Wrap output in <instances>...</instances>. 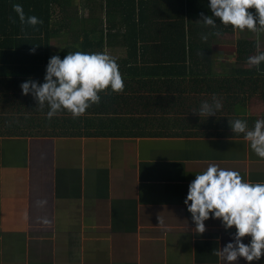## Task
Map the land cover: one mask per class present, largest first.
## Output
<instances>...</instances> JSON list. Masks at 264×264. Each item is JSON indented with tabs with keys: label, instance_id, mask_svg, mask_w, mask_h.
I'll return each mask as SVG.
<instances>
[{
	"label": "crops",
	"instance_id": "0c3cea01",
	"mask_svg": "<svg viewBox=\"0 0 264 264\" xmlns=\"http://www.w3.org/2000/svg\"><path fill=\"white\" fill-rule=\"evenodd\" d=\"M210 163L264 182V158L225 131L1 137L0 264H228L216 252L236 229L210 214L198 233L184 203Z\"/></svg>",
	"mask_w": 264,
	"mask_h": 264
},
{
	"label": "trees",
	"instance_id": "16d2710c",
	"mask_svg": "<svg viewBox=\"0 0 264 264\" xmlns=\"http://www.w3.org/2000/svg\"><path fill=\"white\" fill-rule=\"evenodd\" d=\"M14 4L23 6L26 17L34 15L43 23L22 25ZM208 4L209 0H0V138H164L212 130L244 137L233 133L229 122L245 120L251 129L257 119H264L249 110L253 98L264 104V63L258 70L247 62L264 52L258 47L264 33L249 37L247 30L241 33L217 19L220 35H209L205 42L202 35L215 31L199 21L201 13L212 15ZM227 33L236 34L234 51L215 49L214 40ZM54 40L60 44L55 53ZM76 51L114 57L124 91L100 92V102L80 117L61 111L49 120L48 106L41 109L31 94H22L20 85L29 78L42 84L52 56L63 59ZM221 59L231 62L223 64ZM214 97L222 104L215 115L194 113Z\"/></svg>",
	"mask_w": 264,
	"mask_h": 264
},
{
	"label": "clouds",
	"instance_id": "9594fccd",
	"mask_svg": "<svg viewBox=\"0 0 264 264\" xmlns=\"http://www.w3.org/2000/svg\"><path fill=\"white\" fill-rule=\"evenodd\" d=\"M208 7L212 15L201 13L199 21L215 31L202 35L205 42L209 35H220L217 19L241 33L245 30L264 33V0H209ZM13 10L22 25L35 27L43 23L34 15L26 17L20 4H14ZM31 51L34 53L35 47ZM247 62L259 70L264 63V52L248 57ZM124 86L114 57L107 52L82 51L69 52L63 59L59 55L52 56L42 84L29 78L20 85L22 94H31L41 109L48 106L49 120L61 111L80 117L92 104L100 102V92L110 88L112 92L121 93ZM221 107L222 104L214 97L213 103L203 102L199 112L194 113L209 117ZM229 124L233 133L243 134L251 150L264 158V119H257L251 129L247 121L241 119ZM184 203L198 233L206 230L204 222L210 214L220 219L226 230L236 229L232 241L216 252V255H223L228 264H235L238 258H244L251 264L264 256V182L245 180L238 171L210 163L189 184ZM244 237H251L249 244L243 242Z\"/></svg>",
	"mask_w": 264,
	"mask_h": 264
},
{
	"label": "rangeland",
	"instance_id": "374dc122",
	"mask_svg": "<svg viewBox=\"0 0 264 264\" xmlns=\"http://www.w3.org/2000/svg\"><path fill=\"white\" fill-rule=\"evenodd\" d=\"M235 37L236 34L234 33L224 34L221 37H218L217 39L214 40L213 47L215 49H219L222 52H233L235 48ZM58 47H60L59 41L54 40L51 45V51L55 53ZM258 47L260 49H264V37L259 40ZM249 107L251 113L258 114L257 116L261 114L264 115V104L260 99L253 98L250 101Z\"/></svg>",
	"mask_w": 264,
	"mask_h": 264
}]
</instances>
